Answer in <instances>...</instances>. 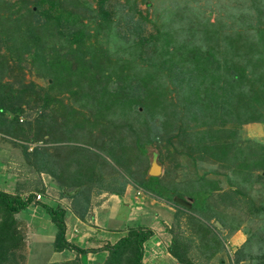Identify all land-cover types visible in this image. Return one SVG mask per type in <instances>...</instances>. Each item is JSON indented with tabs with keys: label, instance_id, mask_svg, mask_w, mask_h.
I'll list each match as a JSON object with an SVG mask.
<instances>
[{
	"label": "trees",
	"instance_id": "trees-1",
	"mask_svg": "<svg viewBox=\"0 0 264 264\" xmlns=\"http://www.w3.org/2000/svg\"><path fill=\"white\" fill-rule=\"evenodd\" d=\"M125 1L126 4H113L111 0L5 2L12 10L6 17L0 15V49L4 45L6 50L5 55L0 53V135L18 146L29 169L58 181L60 188L72 190L90 167L81 165L80 159L87 158L90 163L91 156L94 155L91 161H97L101 155L89 145H80L81 137L88 134L102 145L104 141L99 136L103 133L110 141L105 142V155L116 162L120 159L116 167L121 173L115 170L108 189L101 192L121 196L126 185L132 183L170 202L180 214H192L188 216L192 234L189 239L174 237L169 253L178 264H199L189 249L198 250L201 245V257L210 262L223 245L213 232H220L219 228L206 223L215 219L221 229L231 233L240 230V223L221 210L225 205H235L244 197L249 218L264 213V205H256L237 190L216 195V184L204 177L192 182L191 194L195 198L178 192L161 196L164 186H160L159 177L148 175L147 149L162 140L170 145L175 137L185 142L193 160L212 158L223 169L238 175L241 183L252 171L264 170V145L239 136L243 124L264 123V108L260 106L264 104V0H247L254 14L233 13L232 25H239L236 29L230 27L227 36L224 22L218 28L202 17H186L188 22L180 29L181 40L161 38L159 34L143 38L144 18ZM236 9L231 8L233 12ZM195 25L201 28L198 37L193 31ZM156 41L161 42L159 49ZM145 48H153L146 58ZM27 62L50 80L46 87L17 81L16 75ZM4 76L14 81H3ZM166 82L174 86L177 102L165 97ZM141 102L151 109L150 113L146 108L139 110ZM25 108L40 113L33 121L22 124L19 117L26 114ZM145 114H150L152 120H143ZM245 114L250 117L244 118ZM229 122L232 127L221 131ZM192 123L204 126L197 136L191 131L195 126ZM174 130L175 135L167 136ZM37 142L47 146L28 151L29 145ZM130 147L141 157L138 163L130 161L125 153ZM61 153L64 155L57 160ZM41 185V181H29L28 187L22 186L21 190L17 185L11 194L0 190V264H21L24 260L19 214L35 205H40L54 224L52 252L76 253L73 259L45 264H83L81 256L101 251L106 255L99 264H144L143 247L153 236L151 229L129 226L111 244L81 249L67 240L65 211L35 199L45 192ZM174 197L187 198L191 208L173 203ZM87 207L76 213L81 220ZM244 234L246 243L235 251V261L237 254L257 245L260 249L255 260L264 264V235L253 236L246 229Z\"/></svg>",
	"mask_w": 264,
	"mask_h": 264
},
{
	"label": "rangeland",
	"instance_id": "rangeland-1",
	"mask_svg": "<svg viewBox=\"0 0 264 264\" xmlns=\"http://www.w3.org/2000/svg\"><path fill=\"white\" fill-rule=\"evenodd\" d=\"M6 1L14 3L17 0H0V15L2 17L8 16L12 10H8V3ZM111 1L113 4L116 2L124 4L126 2L125 0ZM127 2L133 10L135 9L136 12L139 13V16L144 18L141 25V34L143 38H148L149 35L156 37L159 34L161 38L171 37L172 40H181L183 39V35L181 34L180 29L182 28V25H185V23L188 22L186 21V17H196L198 19L202 17L208 20L209 24L216 25L218 28L219 26L222 27V22H224L228 26V28L226 27L228 31L225 34V36H227L230 27L236 29L239 25L238 23L236 26L232 25L233 22L231 17L233 13V15L240 12H251V14H254L253 8H250V1L247 0H127ZM91 4L94 8L95 3L92 1ZM232 7L237 9L233 12L231 10ZM13 17L14 16H12L11 19H13ZM189 19L193 22L192 18ZM200 29L199 25H195L193 27V31L196 32L195 37H198ZM154 44L157 49L161 47L160 41H156ZM164 46L165 45L163 43V47ZM152 49L153 48H145L146 53L143 57L146 58L147 54L150 55V53H152ZM169 50L172 51V48H169ZM0 53L5 55L6 50L4 45H2ZM152 56L156 59L155 54ZM22 66L23 70H19L21 73L19 72L16 75V78H18L17 81L22 80L21 82L26 85L34 83L38 87H46L47 83H50L48 78L42 77L36 72L35 66L30 62L23 63ZM7 80L14 81L12 77L9 79L7 76H4L3 81ZM164 89L166 93L165 97L168 101L172 99L173 102H177V95L175 93L174 86L171 83L166 82ZM260 106L264 108V104H260ZM138 108L139 110H141V108H146L147 113L151 112V109L147 108L146 103L141 102V107ZM242 111L243 112L240 113L241 116L245 113L244 110ZM25 113V115L19 117V122H22V124L26 121H33V118L36 117V114L40 113V110H27L25 108ZM130 114L133 113L130 111ZM245 117H250V115L245 114L244 118ZM142 119H146V121L149 122V120H152V116L150 114H145L142 116ZM196 124L197 123L193 124L195 126L191 129V131L194 132V136L199 135L200 131L204 130V126L200 125L201 123H198V126H196ZM228 127H232L230 122L229 124L221 127V131L225 132ZM97 133L100 134V132ZM101 134L102 135L99 137L104 141V144L102 143V145L98 144V142H96L97 140L94 142L93 140L95 137H90L88 134H84V137H81L83 141L80 145H89L91 148H94L92 150H99L97 152L101 155H98L97 161H91L94 159V155L91 156L90 159L88 158L91 164L87 163V158L80 159L81 165H90V167L83 172L82 177H80L81 179L78 180L79 186L72 190H70V188H60L61 183L58 181L52 180L48 175L37 174L33 172V170L29 169L26 159L18 146H15L9 138H3L2 135H0V190L11 194L15 192L17 185H20V189L22 190V186L28 187L29 181H32L33 183L41 181V187L44 188L45 191L44 193H40L41 201L49 203V205L54 208H61L65 211L64 221L66 225L67 240L70 244L81 249L93 247L100 248L108 243L111 244L123 236L129 226L131 227L137 225L146 228H150V226H152L155 228V236H152L147 241L143 247V251L145 254L150 251V255L148 256L153 257L158 252L154 249L155 245L153 246V241L155 239H159V246L164 248L161 250L162 252L159 251L158 255H161V253L166 255L168 252L164 249H167L170 243L167 240L168 238H163L164 235L161 231L164 232L167 228L170 230L172 237L189 239L192 234L193 226L191 222H189L188 216L192 217V214L185 215V212L180 214V210L170 203L175 211L172 213L170 220H165L164 216H162L164 220L161 221L167 223L169 228L162 225L161 228L165 229H156L157 227L160 228V223L157 221L158 219H161V212L159 211V205L157 206L152 204L151 206V203L156 200V197L159 198L160 196L144 192L143 190L136 188V186L132 183L128 184L129 186H133L131 187L132 192L128 194V196L130 195L129 197L127 196L125 198H133V206H130V208L122 204L116 205L114 208H98V206H94L100 196L99 193L106 188L108 189L114 179V176L116 175V171L121 173L120 168L116 167L120 159L116 162L113 158L106 157L107 148L105 144L108 143L105 142L110 141H107L106 135L103 133ZM175 134L176 131L174 130L167 136ZM117 136L120 138L119 135ZM239 136L243 140L256 141L257 143L264 145V123L254 122L243 124L239 129ZM170 142V145H166V141L162 140L159 143H154L153 145L148 146L149 148L147 149L148 163L150 164L154 160L162 168V174L159 176V184L160 186H164V189H160L161 196L169 197L173 194V192L181 193L182 195L180 196L183 197L187 195L191 196V191H193L192 182L195 183L198 179H200V177H204L209 182L216 184L215 186L217 187L214 188V193L216 195H220L222 192L227 193L229 190H237L244 193L247 199L256 205H264V170L252 171L251 175H249V180L247 179L246 182L241 183L238 175H234L231 170L223 169L218 165L217 161L212 158L208 160H193V158L187 154L189 149L185 142L180 140L177 141L175 137H173ZM45 146H47V144L42 142L33 143L29 145L28 151H31L34 147L42 148ZM133 151L134 147H130V149L125 153L130 157V161L138 163L141 160V157L136 155ZM62 155L64 154L61 153L58 155L56 157L57 160ZM191 156L195 157L194 154ZM114 157L117 156L114 155ZM63 158L64 156L62 159ZM136 192L138 193L135 194ZM61 193H64L66 196H73L72 198L64 197ZM133 195L136 197L134 198ZM23 196L26 197L27 193H23ZM192 197L195 198L194 195H192ZM110 200H114V198H110ZM245 200L246 199L243 197L237 204L230 206L225 205V208L221 210L229 213V215H232L234 221L240 223L241 232H244L246 229L253 236L256 235L257 237H262L264 235V213H262L263 215L260 213V216L254 218L247 217L244 204ZM123 201L125 202V200ZM105 203L104 205H106ZM134 205L138 206L134 207ZM87 206L89 209L88 212L84 214L83 221H80L72 216H76L77 212L82 213L83 209ZM111 206H113V204H111ZM155 211L158 212V218H156V216L153 217V215H156ZM19 215V228L24 236V249L22 251L24 260H21V264H45L53 261L61 262L75 257V251H68V253L52 252L51 244L55 231L54 224L52 223L50 216L44 212L40 205L30 207L22 211ZM194 217L197 218L196 216ZM228 221H231V219L228 218ZM203 222L206 223L205 221ZM213 222L214 220L207 225H210ZM213 232L218 237V241H221L225 246L226 250L224 252L227 256L226 264H234L233 254L235 252L234 248L237 246L232 247L231 243H227L228 232ZM89 237H95L99 241L94 239L92 242H88L87 239ZM200 246L201 245H199V248ZM192 252L191 253L193 255L199 256L197 262L199 264L220 263L217 259L210 262H204L206 260L201 257L202 250L195 249ZM105 255V251L90 254L88 256L84 255L81 256L80 261L83 264H99L105 258ZM228 256L230 257L228 258ZM158 258H161V256ZM167 259L168 258L161 259L162 261L160 260L159 263L169 264ZM143 263L151 264L147 256L144 257ZM252 263L257 264V261L253 260Z\"/></svg>",
	"mask_w": 264,
	"mask_h": 264
},
{
	"label": "crops",
	"instance_id": "crops-1",
	"mask_svg": "<svg viewBox=\"0 0 264 264\" xmlns=\"http://www.w3.org/2000/svg\"><path fill=\"white\" fill-rule=\"evenodd\" d=\"M131 187H133V186H129V185H126V187H125V190H124V192H123V196L121 197V196H118V195H116V194H110V193H108V192H101V193H99V195L101 196H99L98 197V201H96V203H97V205H96V203H95V205L94 206H98V208H102V207H104V208H114L116 205H125V206H127L128 208H130V206H133V198L132 199H130V198H128V199H125L127 196H128V194L130 193V192H132L131 190H132V188ZM134 190V189H133ZM137 191V190H136ZM138 192H136L135 194H137ZM104 196V197H103ZM105 196H108V197H105ZM130 196V195H129ZM128 196V197H129ZM134 196V198L136 197L135 195H133ZM101 198V199H100ZM110 198H114V200H110ZM160 198V197H159ZM158 197H156V200L153 202V203H151V206H152V204H154V205H159V211L161 212V219L159 220L158 219V221L157 222H159L160 223V228H156V229H162L161 227H162V225H164V226H167V223H165L164 221L163 222H161L162 220H164V218H165V220H170L171 219V216H172V213H174V209L172 208V205H170V202H168V201H165L164 199H159ZM105 200H106V203H105ZM107 200H109V201H107ZM123 200H125V202L123 201ZM100 202V203H99ZM104 203L106 204V205H104ZM156 203V204H155ZM98 204H100V205H98ZM111 204H113V206H111ZM127 204H129V205H127ZM153 205V206H154ZM191 205V204H190ZM138 205H134V207H137ZM140 208H142V207H140ZM147 208V207H146ZM191 208V207H190ZM189 208V209H190ZM87 209H89L88 207H87ZM88 211V210H87ZM156 212V211H155ZM156 215H153V217L154 216H156V218H158V212H156L155 213ZM73 217H75L76 219H78V220H80L81 221V219L77 216V214H76V216H74V215H72ZM162 216H164V218H162ZM83 221V220H82ZM215 222H217L215 219H214V222L213 223H215ZM81 223V222H80ZM206 225H207V223H206ZM163 226V227H164ZM168 227V226H167ZM150 228H151V230L153 231V236H155V231H154V227H152V226H150ZM149 228V229H150ZM169 228V227H168ZM163 229H165V228H163ZM162 229V230H163ZM220 232H228V230H226V229H218ZM161 233H163V238H165V239H167L168 240V242L171 244L172 243V240H173V238L174 237H172L171 236V233H170V230H168L167 228H166V230L164 231V232H162L161 231ZM215 234V233H214ZM224 234V233H223ZM227 235V234H226ZM165 236H167V237H165ZM97 240L95 237H89L88 239H87V241L88 242H92L93 240ZM97 241H99V240H97ZM229 241V242H228ZM156 242V243H155ZM222 243V242H221ZM227 243L229 244V243H231V246L232 247H235V246H237V247H235L234 248V251H236V250H238V249H240V248H242L243 246H244V244L246 243V235L244 234V232H241L240 230H236V231H233V232H231V233H229L228 232V238H227ZM170 244L168 245V247L170 246ZM239 244V245H238ZM155 245V246H154ZM222 247H220V250H219V252H218V254L211 260V261H213V260H218V262H220L219 264H226V262H227V256H226V254H225V246H224V244L222 243ZM153 246H154V249H156L158 252L152 257H149L148 255H150V251H148V253H146L145 254V252H144V254H143V259H144V257L145 256H147L148 258H149V261H150V263L151 264H160L159 263V261L161 260V259H165V258H168L167 260H168V262H169V264H178V262L176 261V260H174V258L171 256V254L169 253V250H168V247H167V249L165 248L164 250L165 251H167L168 253H166V255H164V254H162L161 253V255H158L159 254V251L160 252H162L161 250H163V248L164 247H160L159 246V239H155L154 241H153ZM261 247L262 248H264V246L263 245H261ZM236 249V250H235ZM260 249V246H254V247H250V248H246V249H244V251L241 253V254H237V259H238V261L236 262L235 261V259H234V264H254V263H252V261L253 260H255V258H256V256L258 255V253H256V251L257 250H259ZM190 250V254H191V252L192 251H194L195 249L194 248H191V249H189ZM199 250H200V248H199ZM207 251V250H206ZM67 253H68V251H66ZM101 252H103V251H101ZM106 253V252H105ZM235 253V252H234ZM90 254H95V253H88V254H86V256H88V255H90ZM170 254V255H169ZM204 254L202 253L201 254V256H203ZM161 256V258H158V257H160ZM192 256V255H191ZM220 256V257H219ZM222 256V257H221ZM235 256V254H233V257ZM193 257L195 258V260L197 259V261H194L195 263H197L198 262V259H199V256H197V255H193ZM204 257V256H203ZM230 256H228V258H229ZM170 260V261H169ZM162 261V260H161ZM256 261V260H255Z\"/></svg>",
	"mask_w": 264,
	"mask_h": 264
},
{
	"label": "water",
	"instance_id": "water-1",
	"mask_svg": "<svg viewBox=\"0 0 264 264\" xmlns=\"http://www.w3.org/2000/svg\"><path fill=\"white\" fill-rule=\"evenodd\" d=\"M161 174V166H159L154 160L151 162L150 169L148 171V175L151 177H158ZM174 203L177 205L189 209L191 207L190 203L181 198H174ZM214 225L221 229V226L218 222H215Z\"/></svg>",
	"mask_w": 264,
	"mask_h": 264
},
{
	"label": "clouds",
	"instance_id": "clouds-1",
	"mask_svg": "<svg viewBox=\"0 0 264 264\" xmlns=\"http://www.w3.org/2000/svg\"><path fill=\"white\" fill-rule=\"evenodd\" d=\"M156 163H157V162H156ZM157 164H158V163H157ZM158 165H159V164H158ZM150 166H151V163H150V165H149V169H150ZM159 166H160V165H159ZM149 169H148V171H149ZM161 174H162V168H161ZM161 174H160V175H161ZM160 175H159V176H160ZM159 176H158V177H159ZM174 198H179V197H174ZM174 198H173V199H174ZM181 199H183V198H181ZM184 200H186V199H184ZM186 201H188V200H186ZM173 203H174V200H173ZM175 204H176V203H175ZM178 206H179V205H178ZM213 224H214V223H213Z\"/></svg>",
	"mask_w": 264,
	"mask_h": 264
},
{
	"label": "built area",
	"instance_id": "built-area-1",
	"mask_svg": "<svg viewBox=\"0 0 264 264\" xmlns=\"http://www.w3.org/2000/svg\"><path fill=\"white\" fill-rule=\"evenodd\" d=\"M35 199H36V200H40V199H41V196H40L39 194H37V195L35 196Z\"/></svg>",
	"mask_w": 264,
	"mask_h": 264
}]
</instances>
